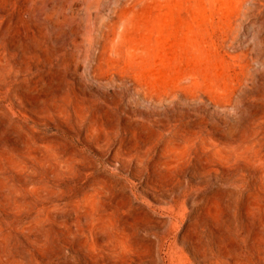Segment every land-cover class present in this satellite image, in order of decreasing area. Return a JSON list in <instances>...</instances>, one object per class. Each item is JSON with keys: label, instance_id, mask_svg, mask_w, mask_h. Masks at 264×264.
<instances>
[{"label": "rangeland", "instance_id": "1", "mask_svg": "<svg viewBox=\"0 0 264 264\" xmlns=\"http://www.w3.org/2000/svg\"><path fill=\"white\" fill-rule=\"evenodd\" d=\"M0 264H264V0H0Z\"/></svg>", "mask_w": 264, "mask_h": 264}]
</instances>
